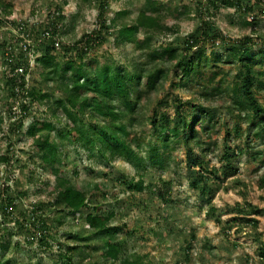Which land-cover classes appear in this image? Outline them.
I'll return each mask as SVG.
<instances>
[{
  "label": "trees",
  "instance_id": "1",
  "mask_svg": "<svg viewBox=\"0 0 264 264\" xmlns=\"http://www.w3.org/2000/svg\"><path fill=\"white\" fill-rule=\"evenodd\" d=\"M140 1L142 6L139 9L119 10L112 18L105 16L107 2L95 1L97 27L71 45L65 43L63 38L73 32L74 24L81 13L78 11L67 17L60 3L47 5L44 22L11 20L9 13L8 17H0V60L4 68L1 73L5 79L6 97L11 100L7 110L9 118H15L18 122L16 128L13 127L16 125L14 123L11 129L15 128L16 134H24L32 139L35 157L39 161L38 167L44 175L54 177L52 190L48 192L47 206L54 213L56 228L63 226L68 217L75 220L82 218L81 232L90 234L91 238L96 240L102 255L92 264H100V260L104 264L149 262L147 255L143 256L138 252L127 253L128 241L118 238L121 231H125L127 238H132L136 235V230H127L125 224L113 225L117 212L112 208L104 210L102 203L92 201L91 196L101 192V187L107 186L109 172L101 174L107 179V183L90 181L82 183L81 186L60 174L65 160L62 148L66 145L86 149L89 158L99 157L106 166H111L115 161L129 164L135 172L134 176L128 178L121 173L120 178L114 182L123 185L126 191L131 193L153 192L152 181L146 184L148 178L153 179V176L148 177L146 173L148 168H156L162 173L169 172L174 167L178 170L182 161H177L173 152L182 146L187 156L185 168L189 174L185 179L189 188L198 193L206 205V216L220 226L222 234L228 236L234 226L237 230L243 225L256 224L254 217H251L258 209L254 205L235 203L228 207L233 217L225 222V227L221 225L222 212H218L212 205L220 187H208V182L212 178L215 183L219 177L217 170L214 167L209 168L205 160L210 152V145L206 147L198 134V127L204 119L210 124V127H206L208 130L219 125L220 118L214 122L219 108L193 104L189 100L184 101L173 96L171 102L174 106V117L169 120L166 113L160 114L161 108L169 106L166 101L159 102L149 110L135 100L139 97L137 89L143 82L148 88L157 91L159 88L163 89L169 79L179 80V84L185 82L187 86H196L202 90L203 96L221 97L222 93H229L233 108L244 113L241 120L255 129V140L264 145V106L255 95L256 91H264V44L257 53L252 52L253 47L264 40L257 27L258 18L264 17V0H205V3L199 1L195 9L199 24L182 39L177 36L178 25H166L165 14H189L187 7L179 9L177 6L170 9L164 7L162 0ZM81 2L90 7L94 0ZM5 6L0 0V8L6 9ZM209 7L215 11L220 8L232 9L234 13L229 15L228 21L230 27L236 26L248 32L238 39L227 37L211 20L213 16L208 14ZM114 32L117 45L130 44L134 45L135 51H143L140 56H144V63L132 60L131 72H126L112 61L101 67L96 65V60L85 63L89 51L93 47L106 45ZM137 34L142 36V40L138 41ZM165 36H174L173 43L161 50H151V42L155 38ZM208 43H219L224 52H212V57L208 60L204 56L202 46ZM193 49L197 51L190 55ZM28 56L34 57L35 66L45 70L41 75L45 85L56 88L61 97L54 99L51 92H46L40 86L25 87L30 69ZM220 64L238 66L233 76L235 81L223 92L220 82L210 86L219 73L211 71V75L206 77L203 71L206 68L218 69ZM18 69L22 72L19 73ZM17 105L18 113L15 114L13 108ZM34 106L45 107V114L49 113L53 120L44 119L40 123L32 122L25 127L24 121L28 119ZM189 110L193 114L187 120ZM1 124L0 114V128ZM146 124L154 128L158 143L146 144L139 138L138 132L144 133L142 128ZM211 124L214 125L211 127ZM55 131L57 133L53 135ZM235 132L237 135L241 134L237 128ZM7 152L9 153V150ZM241 153L239 149L227 147L220 156L222 165L233 175H236L237 169L230 167L231 158H236ZM261 154V151L252 152L251 160L257 161ZM258 163L259 168L264 171V158L258 160ZM0 164L10 167L12 158L7 154L0 155ZM44 184L49 183L46 181ZM162 184L157 196L165 201L169 195L170 184L164 181ZM258 188L264 189V172L258 179ZM102 196L104 200L105 197ZM170 202L173 203L172 200ZM16 208L17 205L11 196L6 195L0 202L1 218L9 221ZM43 208L40 203L33 205L30 214L21 212L20 217L14 221V225L22 231L30 228L29 231L33 232L31 234H34L31 239H39L40 245L45 242L47 234L50 235L45 225ZM5 235L9 240L13 237L12 232H6ZM85 235L68 234L63 243L56 246L61 264H80L78 259L81 256L77 254L79 249L72 244L85 242L84 246H87L85 244L88 239ZM255 238L260 251L259 257L264 259V244L259 236ZM194 240L195 234L192 232L189 241L184 242L181 247L182 261L175 264L190 263ZM203 247L207 250L211 248L208 242H205ZM10 249V242L1 239L0 264H11L9 259H4Z\"/></svg>",
  "mask_w": 264,
  "mask_h": 264
},
{
  "label": "rangeland",
  "instance_id": "2",
  "mask_svg": "<svg viewBox=\"0 0 264 264\" xmlns=\"http://www.w3.org/2000/svg\"><path fill=\"white\" fill-rule=\"evenodd\" d=\"M1 1L6 5V9L0 8V17H8L7 13H9V19L15 21L44 22L45 8L47 5L52 6L55 3H60L63 6L64 15L67 17L80 11L81 15L74 24L73 32L67 38H63L64 42L69 45L83 38L84 35L97 27V10L95 9V1L97 0H94L90 7L83 4L81 0ZM105 1L108 6L105 16L108 18H112L115 12L119 10L126 8L139 9L142 6L140 0ZM199 1L205 3V0H162L165 8L178 6L179 9L183 7L189 9V14L178 15L176 13L168 14V12L165 14L167 15L166 25H178L179 33L177 36L181 39L193 32L199 24L197 14H195L196 3ZM210 9L209 7L208 14L213 16L211 20L227 37L238 39L248 32L242 31L236 26L230 27L228 21L229 15L234 13L232 9L220 8L218 11ZM257 27L264 36V17L258 18ZM115 36L116 33L114 32L106 45L99 48L93 47L85 58V63L96 60V65L101 67L112 61L126 72L133 71L132 60L144 63V56H140L143 51H135L134 45L130 44L117 45L114 40ZM137 39L138 41L142 40V36L137 34ZM173 41L174 36L158 37L151 42L150 48L151 50H161ZM263 41L253 47V53H257L262 48ZM202 46L204 56L208 60L211 59L212 52L217 54L224 52L219 43L213 45L208 43ZM196 51V49H193L189 54L193 55ZM28 57L30 69L26 77L25 87L40 86L46 92H51L54 99L61 97L62 95L56 88L45 85L41 76L45 70L40 66H35L33 56ZM258 60L260 59L258 58ZM237 68L238 66L234 64H220L218 69L206 68L203 71L206 77L211 75V71L219 73L215 77L214 83H210V86L220 82L221 91L223 92V90L231 87L235 81L233 76ZM3 69L0 60V114L2 115L0 155L7 154L12 158V164H10V167L0 164V202L6 195H9L14 204L17 205L10 217L11 220L4 221L0 214V240L9 241L11 245V249L4 259H9L11 264H61L57 256L56 246L63 243L67 237L66 235L78 233L79 235L86 234L85 236L88 239L87 244H85L87 246H84L85 242L72 244L79 249L77 254L81 257L78 260L80 264H92L94 261L99 260L102 252L98 249L96 240L92 239L90 234L81 232L82 218L75 220L68 217L63 226L57 228L55 226L54 213L47 206V202H49L48 192L52 190L54 177L44 175L38 167L39 161L35 157L32 139L24 134H16L14 131L18 122L15 118H9L7 105L11 103V100L6 97L7 92L4 90L5 79L1 73ZM144 83L137 89L139 97L135 101L149 110L153 109L159 102L166 101L169 106L161 108L160 114L166 113L169 120L174 117V106L171 102L173 96L184 101L189 100L193 104L200 103L212 108H219L214 120L216 122L220 118L219 125L208 130L209 128L206 129V127H210V124L204 119L198 127L200 138L204 141L206 147L210 145V152L205 160L208 162L209 168L214 167L217 170V176L219 177V180L215 183L212 178L208 182V187L214 188L217 185L220 187L212 200V205L215 206L218 212H222L220 218L222 227H225V222L230 221V218L233 217V213L228 207H232L235 203L254 205L258 209L251 217H254L256 224L252 226L243 225L241 229L237 230L234 226L227 234L228 236L222 234L219 229L220 226L206 216V205L198 196V193L189 188L185 179L189 174V171L185 168L187 156L182 146L173 152V157L177 161H182V166L178 170L174 167L169 172L162 173L156 168L147 169L148 177L153 176L152 180L150 178L146 180V184L152 181L151 185L154 187L153 192L150 193L147 191L144 193L127 192L123 185L114 182L120 178L121 173L128 178L134 176L135 172L129 164L115 161L111 166H106L99 157L89 158L87 150L79 146L66 145L62 148L65 160L60 174L71 178L78 186H81L82 183L90 181L106 182L107 179L105 180L101 174L110 173L108 183L106 182L107 186L101 187V192L92 195V201L102 203L104 210L112 208L117 212V218L113 225L125 224L127 230H136V235L132 238H127L125 231H121L118 238L128 241L129 249L127 253L138 252L143 256L147 255L149 264H175L182 261L181 247H183L184 242L189 241L192 232L195 234V240L192 244L193 250L190 254L189 264H264V259L259 257L260 251L258 243L255 241V237L259 236L264 244V189L258 188V179L264 172L262 168H259L258 160L264 158V145H260L255 140V129L251 125L249 126V123L241 120L244 113L233 108L229 93H222L221 97L203 96L202 90L198 87L187 86L185 82L179 84L180 81L176 79H169L163 89L158 87L159 90L157 91L148 88ZM255 95L259 103L264 106V91H256ZM18 108V105L13 108L15 114L18 113ZM187 114L189 115L188 120L193 112L189 110ZM44 119L53 120L49 113L45 114V107L34 106L28 119L24 121V125L27 127L32 122L37 121L40 123ZM14 123L16 125H13L15 128L12 130L11 127ZM213 125L211 124V127ZM235 128L239 129L240 135L236 134ZM142 129L144 133L139 131L138 136L143 143H158L157 133L153 127L146 124ZM56 133L55 131L53 135H56ZM227 147L242 151L241 154L236 158H231L230 161V167L237 169L236 175L227 170L220 160L221 154ZM7 150H9V153ZM254 151L262 152L261 157L255 162L250 157ZM194 154L198 155L197 153ZM33 163H36L37 166H34ZM46 181H48V185L44 184ZM162 181L170 184L169 195L165 201L157 196V192L163 186ZM102 195L105 197L104 200ZM171 200L173 203L170 202ZM38 203L44 207V221L46 227H48V232H50L42 245L39 244V239H31L34 234H31L33 232L29 231L30 228H27V231H22L17 225H14V221L20 217L21 212H26V215L30 214L33 205ZM6 232L13 233L10 240L7 239ZM205 242H208L211 247L210 250L204 249ZM99 262L104 264L101 263V260Z\"/></svg>",
  "mask_w": 264,
  "mask_h": 264
},
{
  "label": "built area",
  "instance_id": "3",
  "mask_svg": "<svg viewBox=\"0 0 264 264\" xmlns=\"http://www.w3.org/2000/svg\"><path fill=\"white\" fill-rule=\"evenodd\" d=\"M262 6H263V9H264V2H263V4H262ZM263 14H264V11H263ZM56 46H57V44H56ZM19 73H21L22 72V70L21 69H18L17 70Z\"/></svg>",
  "mask_w": 264,
  "mask_h": 264
}]
</instances>
